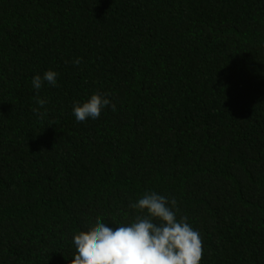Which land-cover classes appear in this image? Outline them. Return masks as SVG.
Listing matches in <instances>:
<instances>
[{"label":"trees","instance_id":"16d2710c","mask_svg":"<svg viewBox=\"0 0 264 264\" xmlns=\"http://www.w3.org/2000/svg\"><path fill=\"white\" fill-rule=\"evenodd\" d=\"M152 191L201 264H264V0H0V264H71Z\"/></svg>","mask_w":264,"mask_h":264},{"label":"clouds","instance_id":"9594fccd","mask_svg":"<svg viewBox=\"0 0 264 264\" xmlns=\"http://www.w3.org/2000/svg\"><path fill=\"white\" fill-rule=\"evenodd\" d=\"M80 62L73 61L75 65ZM56 77L57 73L49 70L43 77L33 78L37 97L45 82L57 84ZM37 102L41 107L46 103L39 98ZM109 105L116 110L107 94L95 93L82 104L75 103L73 114L78 122L95 120ZM131 207L141 213L131 223L113 226L97 217L89 230L74 235L76 254L71 264H201L202 237L187 222V217L177 218L175 198L145 192Z\"/></svg>","mask_w":264,"mask_h":264}]
</instances>
